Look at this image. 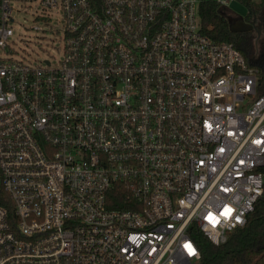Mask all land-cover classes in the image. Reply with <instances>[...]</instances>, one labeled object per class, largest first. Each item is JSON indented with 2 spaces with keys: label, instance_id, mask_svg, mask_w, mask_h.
<instances>
[{
  "label": "built area",
  "instance_id": "built-area-1",
  "mask_svg": "<svg viewBox=\"0 0 264 264\" xmlns=\"http://www.w3.org/2000/svg\"><path fill=\"white\" fill-rule=\"evenodd\" d=\"M14 2L62 13L60 56H14ZM200 3L0 0V264H201L246 224L264 90Z\"/></svg>",
  "mask_w": 264,
  "mask_h": 264
},
{
  "label": "trees",
  "instance_id": "trees-1",
  "mask_svg": "<svg viewBox=\"0 0 264 264\" xmlns=\"http://www.w3.org/2000/svg\"><path fill=\"white\" fill-rule=\"evenodd\" d=\"M248 2L251 3L250 0ZM251 8L252 12L246 20L261 24V19L264 20V1L251 4ZM199 11L207 34L216 41L233 42L243 52L249 65L258 69L260 91H263L264 50L258 45V32L233 31V20L227 17L215 0H201ZM262 170L264 172V166ZM193 234L202 253L201 264H264V193L248 214L246 224L228 233L225 242L214 244L197 230Z\"/></svg>",
  "mask_w": 264,
  "mask_h": 264
},
{
  "label": "rangeland",
  "instance_id": "rangeland-1",
  "mask_svg": "<svg viewBox=\"0 0 264 264\" xmlns=\"http://www.w3.org/2000/svg\"><path fill=\"white\" fill-rule=\"evenodd\" d=\"M14 6L15 21L11 23L15 30L11 38L14 56L30 62L54 60L60 56V37L57 30L64 23L62 13L52 11L50 16L40 18V10L35 3L14 2ZM223 11L233 22L242 16L233 6L223 7ZM258 45L264 50V34L260 35ZM0 54L4 55L6 52L0 50Z\"/></svg>",
  "mask_w": 264,
  "mask_h": 264
},
{
  "label": "water",
  "instance_id": "water-1",
  "mask_svg": "<svg viewBox=\"0 0 264 264\" xmlns=\"http://www.w3.org/2000/svg\"><path fill=\"white\" fill-rule=\"evenodd\" d=\"M232 6L236 8L242 15V17L233 22L231 24V29L233 31H249V30H256L258 32V35L260 36L262 34V27L259 25H256L254 22H247L244 18L243 15L245 14V8L242 7L239 3L233 2Z\"/></svg>",
  "mask_w": 264,
  "mask_h": 264
},
{
  "label": "flooded vegetation",
  "instance_id": "flooded-vegetation-1",
  "mask_svg": "<svg viewBox=\"0 0 264 264\" xmlns=\"http://www.w3.org/2000/svg\"><path fill=\"white\" fill-rule=\"evenodd\" d=\"M241 17H242V16H241ZM243 18L246 19V15H243ZM262 25H263V27H264V20L261 19V24H259V26L262 27ZM263 27H262V34L264 33V28H263ZM262 34H261V35H262Z\"/></svg>",
  "mask_w": 264,
  "mask_h": 264
},
{
  "label": "snow or ice",
  "instance_id": "snow-or-ice-1",
  "mask_svg": "<svg viewBox=\"0 0 264 264\" xmlns=\"http://www.w3.org/2000/svg\"><path fill=\"white\" fill-rule=\"evenodd\" d=\"M189 248V251L192 252L194 254V250L191 248V246H187Z\"/></svg>",
  "mask_w": 264,
  "mask_h": 264
}]
</instances>
